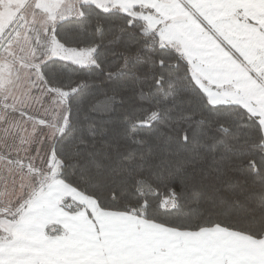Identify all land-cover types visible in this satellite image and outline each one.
<instances>
[{
    "label": "snow or ice",
    "instance_id": "snow-or-ice-1",
    "mask_svg": "<svg viewBox=\"0 0 264 264\" xmlns=\"http://www.w3.org/2000/svg\"><path fill=\"white\" fill-rule=\"evenodd\" d=\"M0 264H264V0H0Z\"/></svg>",
    "mask_w": 264,
    "mask_h": 264
}]
</instances>
